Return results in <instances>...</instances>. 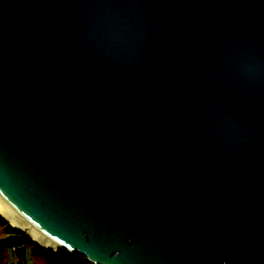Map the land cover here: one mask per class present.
<instances>
[{
  "label": "water",
  "instance_id": "1",
  "mask_svg": "<svg viewBox=\"0 0 264 264\" xmlns=\"http://www.w3.org/2000/svg\"><path fill=\"white\" fill-rule=\"evenodd\" d=\"M0 204L50 258L264 264V0H0Z\"/></svg>",
  "mask_w": 264,
  "mask_h": 264
},
{
  "label": "trees",
  "instance_id": "2",
  "mask_svg": "<svg viewBox=\"0 0 264 264\" xmlns=\"http://www.w3.org/2000/svg\"><path fill=\"white\" fill-rule=\"evenodd\" d=\"M21 234H16L0 221V264H26L28 260V248ZM13 247H15L13 249ZM34 250L30 249V256L34 255ZM37 254V253H36ZM48 257V256H46ZM49 258V257H48ZM81 260L80 258H76ZM46 264H86L83 262H72L69 258H59V262H49Z\"/></svg>",
  "mask_w": 264,
  "mask_h": 264
},
{
  "label": "rangeland",
  "instance_id": "3",
  "mask_svg": "<svg viewBox=\"0 0 264 264\" xmlns=\"http://www.w3.org/2000/svg\"><path fill=\"white\" fill-rule=\"evenodd\" d=\"M21 236H23V237H25L24 238V241H25V243L27 244V248H28V255L30 254V249L32 248V250H34L36 253H37V256L38 257H43V259L44 260H48L49 262H51V263H53V262H59V258H48V257H46L47 255L42 251V249H40V248H38L34 243H32L31 241H30V239L28 238V237H26V236H24L23 234H21ZM75 257V256H74ZM77 258V257H76ZM76 258H69L72 262H77V260L79 261V262H83V263H86L85 261H84V259H82V258H80L81 260H79V259H76ZM87 264V263H86Z\"/></svg>",
  "mask_w": 264,
  "mask_h": 264
},
{
  "label": "crops",
  "instance_id": "4",
  "mask_svg": "<svg viewBox=\"0 0 264 264\" xmlns=\"http://www.w3.org/2000/svg\"><path fill=\"white\" fill-rule=\"evenodd\" d=\"M33 252V256L28 255V260L26 264H46V260H44L43 257H38L36 252Z\"/></svg>",
  "mask_w": 264,
  "mask_h": 264
},
{
  "label": "bare ground",
  "instance_id": "5",
  "mask_svg": "<svg viewBox=\"0 0 264 264\" xmlns=\"http://www.w3.org/2000/svg\"><path fill=\"white\" fill-rule=\"evenodd\" d=\"M0 213L1 214H3V215H5L6 214V212L4 211V207L0 204ZM13 226H16V223H14L13 221H12V223H11Z\"/></svg>",
  "mask_w": 264,
  "mask_h": 264
},
{
  "label": "built area",
  "instance_id": "6",
  "mask_svg": "<svg viewBox=\"0 0 264 264\" xmlns=\"http://www.w3.org/2000/svg\"><path fill=\"white\" fill-rule=\"evenodd\" d=\"M15 247H13V249H14Z\"/></svg>",
  "mask_w": 264,
  "mask_h": 264
}]
</instances>
